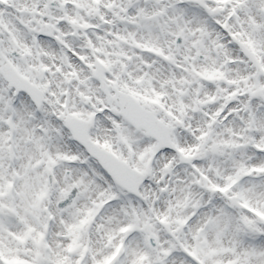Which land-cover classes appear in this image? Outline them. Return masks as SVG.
<instances>
[{
    "label": "snow or ice",
    "instance_id": "1",
    "mask_svg": "<svg viewBox=\"0 0 264 264\" xmlns=\"http://www.w3.org/2000/svg\"><path fill=\"white\" fill-rule=\"evenodd\" d=\"M0 264H264V0H0Z\"/></svg>",
    "mask_w": 264,
    "mask_h": 264
}]
</instances>
